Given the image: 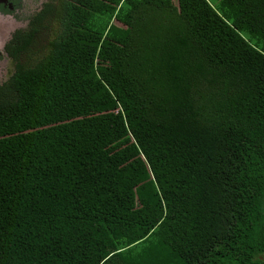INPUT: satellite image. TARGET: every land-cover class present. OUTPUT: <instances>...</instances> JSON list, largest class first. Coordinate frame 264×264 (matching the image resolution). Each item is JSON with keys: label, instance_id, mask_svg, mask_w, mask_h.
<instances>
[{"label": "trees", "instance_id": "trees-1", "mask_svg": "<svg viewBox=\"0 0 264 264\" xmlns=\"http://www.w3.org/2000/svg\"><path fill=\"white\" fill-rule=\"evenodd\" d=\"M2 50L0 264H264V0H47Z\"/></svg>", "mask_w": 264, "mask_h": 264}, {"label": "rangeland", "instance_id": "rangeland-1", "mask_svg": "<svg viewBox=\"0 0 264 264\" xmlns=\"http://www.w3.org/2000/svg\"><path fill=\"white\" fill-rule=\"evenodd\" d=\"M44 1L46 0H29L25 2L22 11H17V13L14 12L12 17L6 16L4 19L0 20V83L7 77L12 66L10 59L2 50V43L6 41L13 29L24 27L28 15L36 11ZM172 1L175 2V0ZM113 22L118 24L116 21ZM44 40L45 35L40 34L35 40L33 49H37L40 46L42 47Z\"/></svg>", "mask_w": 264, "mask_h": 264}, {"label": "flooded vegetation", "instance_id": "flooded-vegetation-1", "mask_svg": "<svg viewBox=\"0 0 264 264\" xmlns=\"http://www.w3.org/2000/svg\"><path fill=\"white\" fill-rule=\"evenodd\" d=\"M27 1H29V0H0V20L1 19H4L6 16H10V17H12V15H13V13L15 12V13H17V11H22L23 9H24V5H25V2H27ZM47 1V0H46ZM45 2V1H44ZM43 3V2H42ZM42 3H41V5H42ZM40 5V6H41ZM40 8V7H39ZM38 8V9H39ZM37 9V10H38ZM36 10V11H37ZM36 11H34V12H36ZM33 12V13H34ZM33 13H31V14H29L28 15V17L26 18V22H25V25H24V27H21V28H15V29H23V28H26V26H27V22H28V18L33 14ZM15 29H13L12 31H11V33L15 30ZM10 33V34H11ZM9 34V35H10ZM8 39V38H7ZM6 39V40H7ZM6 42V41H5ZM5 42H3L2 43V48H3V44L5 43ZM5 54V53H4ZM6 55V54H5Z\"/></svg>", "mask_w": 264, "mask_h": 264}]
</instances>
